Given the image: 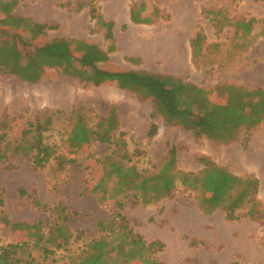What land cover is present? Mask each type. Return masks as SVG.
Returning <instances> with one entry per match:
<instances>
[{
	"label": "rangeland",
	"instance_id": "374dc122",
	"mask_svg": "<svg viewBox=\"0 0 264 264\" xmlns=\"http://www.w3.org/2000/svg\"><path fill=\"white\" fill-rule=\"evenodd\" d=\"M131 1L96 0L103 13L102 23L96 24L89 13L92 0H0V122L11 127L7 144L14 146L29 122L53 112L45 141L58 147L57 157L44 169H35L31 157L21 155L0 162L5 201L0 243L16 244L21 255L32 253L42 264H69L87 244L94 251L80 264H157L145 250L118 254L122 232L106 226L115 201L123 198L122 212L135 232L165 243L156 255L162 264H264L258 222H230L220 211L206 215L190 192L179 191L154 205L134 203L132 197L140 168L158 164L170 141L179 148L181 170L201 169L197 155L204 153L236 174L256 175L264 203V122L252 131L248 148L244 133L229 145H218L197 136L192 116L187 127L167 125L157 86H129L128 79L109 78L92 67L96 62L109 71L170 74L176 86L192 82L212 88L224 81L264 86V37L240 57L246 48L233 28L217 35L202 13L204 7H227L232 16L264 21V0H144L145 15L154 7L167 15L154 24L132 23ZM33 20L46 27L34 28ZM200 30L210 48L197 66L190 39ZM216 43L221 46L213 47ZM178 103L192 114L200 111L188 104L184 92H178ZM79 106L87 107L85 127L69 125L70 112ZM151 121L159 132L149 141ZM25 142L34 147L37 138ZM66 240L67 247H57ZM45 241L54 254L43 261L38 247Z\"/></svg>",
	"mask_w": 264,
	"mask_h": 264
},
{
	"label": "trees",
	"instance_id": "16d2710c",
	"mask_svg": "<svg viewBox=\"0 0 264 264\" xmlns=\"http://www.w3.org/2000/svg\"><path fill=\"white\" fill-rule=\"evenodd\" d=\"M261 1V0H256ZM147 11L144 0H132L130 3V20L134 24H154L165 15L158 7L145 15ZM91 18L97 23H102L103 13L96 0H92L89 8ZM202 13L209 18L217 35L221 34L227 27L233 28L234 36L237 37L239 45L246 48V53L240 57H246L248 49L255 43L257 37H264V21L255 17L245 18L232 16L227 7L202 8ZM33 27L42 30L45 24L33 20ZM112 25L113 22H108ZM257 24L261 28L257 31ZM125 27V25H124ZM251 41H250V40ZM192 61L195 65L203 63L206 51L210 48L205 34L200 30L190 39ZM221 46L216 43L213 47ZM51 54V53H50ZM92 67L100 74L111 77H121L128 79L134 86H144L150 88L157 86V91L161 95L163 105L168 112L165 118L166 124L170 126L187 127L186 120L194 117L198 130V137L208 138L218 145H229L237 141L241 133L245 134L243 145L248 148L252 131L264 122V86L251 87L239 82H220L212 88L199 86L192 82H185L176 86L173 83L175 77L170 74H141L131 70L109 71L100 68L96 62ZM16 73L17 71L3 69ZM173 84V85H169ZM137 86V87H138ZM184 92L185 100L188 104H194L200 111L192 114L187 107H180L178 103V92ZM225 95V96H222ZM69 125L85 127L88 125L87 107L79 106L70 112ZM20 141H16L14 146L7 144L10 126L1 125L0 122V162H5L10 156L21 155L31 157L32 167L35 169L46 168L51 161L57 157L58 147L56 144L45 141V133L52 129L54 125V114H44L43 119H36L35 122L28 123ZM159 132V126L151 121L147 138L152 141ZM36 137L37 143L34 147L26 144V139ZM102 140L109 143L108 138ZM110 144V143H109ZM108 144V145H109ZM110 149H111V145ZM124 147H128L127 141ZM166 155L151 169L140 168L138 177L132 182L135 189L133 194L134 203L144 205H154L166 198H173L177 192L184 191L194 194L198 209L210 215L217 211L224 214L226 220L230 222L249 219L260 224L264 235V203L259 197L260 179L254 174L239 175L226 166L217 163L211 156L200 153L197 160L202 168L196 171L181 170L178 167L179 148L170 141L166 144ZM115 153L114 148L111 151ZM133 162L132 155L128 156V162ZM133 164V163H132ZM135 165V164H133ZM4 189L0 185V208L4 206ZM100 197V201H103ZM115 209L112 211V220L107 224L108 229L118 228L122 232V237L118 239L116 248L120 255L135 256L141 251H146L149 257L156 260L157 264H162L156 259L157 253L165 248V243L161 240L147 241L144 236L135 232L128 217L122 212L125 205L123 198L115 201ZM106 237V238H105ZM105 239L111 238L104 235ZM103 239V240H105ZM68 241L58 244L57 247H67ZM44 255L43 261L51 258L54 254L49 249L45 241L38 247ZM94 251L91 244L72 258L69 264H80ZM52 261H56L53 259ZM0 264H42L38 262L32 253L21 255L18 245L0 243Z\"/></svg>",
	"mask_w": 264,
	"mask_h": 264
},
{
	"label": "crops",
	"instance_id": "0c3cea01",
	"mask_svg": "<svg viewBox=\"0 0 264 264\" xmlns=\"http://www.w3.org/2000/svg\"><path fill=\"white\" fill-rule=\"evenodd\" d=\"M259 61V60H258ZM241 83V82H240ZM243 84H245V83H243ZM246 85H248V84H246ZM248 86H251V87H259V86H252V85H248ZM263 86V85H262Z\"/></svg>",
	"mask_w": 264,
	"mask_h": 264
}]
</instances>
